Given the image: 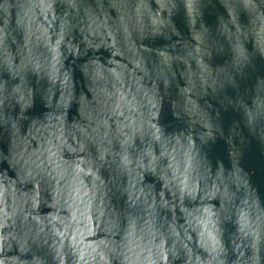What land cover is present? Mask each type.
<instances>
[{
	"label": "clouds",
	"instance_id": "clouds-1",
	"mask_svg": "<svg viewBox=\"0 0 264 264\" xmlns=\"http://www.w3.org/2000/svg\"><path fill=\"white\" fill-rule=\"evenodd\" d=\"M0 264H264V0H0Z\"/></svg>",
	"mask_w": 264,
	"mask_h": 264
},
{
	"label": "water",
	"instance_id": "water-1",
	"mask_svg": "<svg viewBox=\"0 0 264 264\" xmlns=\"http://www.w3.org/2000/svg\"><path fill=\"white\" fill-rule=\"evenodd\" d=\"M258 180H259V178H258ZM92 239H93V237H92V236H89V237L87 238L86 242H91Z\"/></svg>",
	"mask_w": 264,
	"mask_h": 264
}]
</instances>
